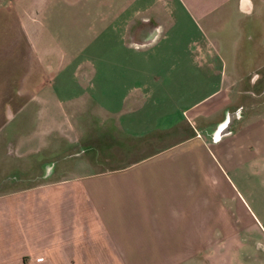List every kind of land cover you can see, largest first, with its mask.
I'll use <instances>...</instances> for the list:
<instances>
[{"label": "crops", "instance_id": "crops-1", "mask_svg": "<svg viewBox=\"0 0 264 264\" xmlns=\"http://www.w3.org/2000/svg\"><path fill=\"white\" fill-rule=\"evenodd\" d=\"M31 1L17 21L37 50L54 12ZM80 1L114 3L74 13L89 29L84 69L60 59L16 91L14 112L61 115L72 137L59 147L50 123L6 145L39 152L13 168L38 180L0 187V264H264V234H234L220 198L224 173L264 171V0ZM57 153L77 157L72 173Z\"/></svg>", "mask_w": 264, "mask_h": 264}, {"label": "rangeland", "instance_id": "rangeland-1", "mask_svg": "<svg viewBox=\"0 0 264 264\" xmlns=\"http://www.w3.org/2000/svg\"><path fill=\"white\" fill-rule=\"evenodd\" d=\"M33 5V1L20 0V2L8 4L5 0H0V123L4 122L3 127L0 129V187H13L38 180L37 178L30 179L23 174L21 175V173L24 172V170L22 171L24 165L30 163L33 160L32 158H37L39 152L23 155H17L15 152L11 156L8 153L4 154L7 144H18L30 138L29 136L32 133H37L34 132L37 128L44 127V125L47 126L50 123H54L55 129L47 134L54 136L52 139L56 141L53 143H58L59 147L72 137L65 136L58 129V126L61 127L60 125L66 126V120L61 115L37 114L36 111L34 112V107L14 112L13 110L20 101L16 91L21 89L22 91L30 92L33 89L35 80L40 75L48 76L49 67L54 66L57 60L60 59L65 61L69 58L73 62L81 61L80 70L84 69L89 55L87 41L84 37L88 35L89 29L86 27L87 25L82 24L81 16H77L74 13H95L97 10L103 9V7L106 9L113 8L114 3L80 0H71L69 2H62L61 0L42 1L39 6L38 16L42 10L48 16H51L52 11L54 13L52 18H48L49 27L41 26L42 32L36 35L34 43L37 50H32L29 45L28 41H33L30 38L32 35L21 33L17 21V17H23L25 14L24 10L29 13ZM35 10L37 9L34 8L33 12ZM44 12H42V15H44ZM60 12H67V17L60 18L58 15ZM42 23L44 24L45 21L42 20ZM244 69L245 67H237V72L242 73ZM25 77L28 80L25 83L20 82ZM244 85L246 88L247 83ZM259 89L260 87L256 90ZM259 100L264 101V98H259ZM3 106L4 108L10 106V108L3 113L1 111ZM72 118L73 116L69 115L70 122ZM189 129L191 128L187 123L179 125L180 134L186 133ZM77 132L79 134L81 131ZM73 133L77 137L80 136L75 131ZM41 138L42 135L35 136L33 139ZM43 139L47 138L44 136ZM78 139L82 141L80 138ZM129 153L133 157V152L129 151L126 154ZM56 156L61 172L72 173L75 166L72 167L71 164L73 165V161H76L77 157L74 156L69 160L63 157L62 153ZM14 164H19L18 168L21 171L17 177L15 176L18 174L16 168L13 169ZM224 175L228 185L225 182L223 186L225 188H222L224 192L220 198L225 205H229L228 216L233 219V233L237 236H244V240L247 242H250L252 238L262 241V234H264V171L261 172V175L251 174L245 176L242 175L239 168L238 171H228L227 175L225 173ZM220 189L221 184L219 183Z\"/></svg>", "mask_w": 264, "mask_h": 264}, {"label": "water", "instance_id": "water-1", "mask_svg": "<svg viewBox=\"0 0 264 264\" xmlns=\"http://www.w3.org/2000/svg\"><path fill=\"white\" fill-rule=\"evenodd\" d=\"M236 113H227L224 119L218 123L216 128L213 131V137L214 139L217 138L220 134L228 131V125L231 121V119L234 117Z\"/></svg>", "mask_w": 264, "mask_h": 264}]
</instances>
